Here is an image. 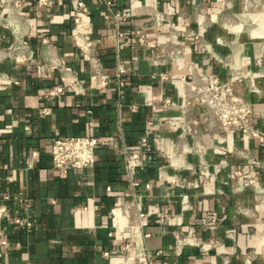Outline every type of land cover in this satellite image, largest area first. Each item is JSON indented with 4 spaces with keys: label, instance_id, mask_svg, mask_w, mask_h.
Masks as SVG:
<instances>
[{
    "label": "crops",
    "instance_id": "crops-1",
    "mask_svg": "<svg viewBox=\"0 0 264 264\" xmlns=\"http://www.w3.org/2000/svg\"><path fill=\"white\" fill-rule=\"evenodd\" d=\"M16 1L0 0V264H264L247 259L264 195L244 185L264 187V29L245 0H85L80 43L72 0ZM210 75L234 81L255 135L208 119ZM86 136L93 166L54 169L53 139Z\"/></svg>",
    "mask_w": 264,
    "mask_h": 264
},
{
    "label": "built area",
    "instance_id": "built-area-1",
    "mask_svg": "<svg viewBox=\"0 0 264 264\" xmlns=\"http://www.w3.org/2000/svg\"><path fill=\"white\" fill-rule=\"evenodd\" d=\"M10 2L11 0H3ZM17 1L14 0V4ZM50 0H37L39 7L48 6ZM75 28L73 35L80 41V32L87 28L88 16L86 13L85 0H72ZM107 5H111L107 1ZM80 43V42H79ZM125 70H119L118 86L119 95L124 94L125 82L122 75ZM198 95L201 103L208 109V119L216 120L222 125L243 133L254 134L253 126L249 123V115L252 112L251 104L239 91L236 90L234 81L221 83L214 75L202 79L198 86ZM171 105L170 100L165 101V107ZM102 139L95 136L86 137H57L53 139L51 157L53 167L56 170L69 172L73 169L91 168L94 164V152L102 144ZM147 158V151L140 147L139 151L131 155H126V171L131 182L132 189L138 184L134 181L137 170L144 167ZM142 216V215H141ZM165 217L164 221H167ZM222 222L215 213L208 214L207 223L211 227H216ZM3 235V234H2ZM1 244H6L1 241ZM138 264H153L151 257L143 253L138 255Z\"/></svg>",
    "mask_w": 264,
    "mask_h": 264
},
{
    "label": "rangeland",
    "instance_id": "rangeland-1",
    "mask_svg": "<svg viewBox=\"0 0 264 264\" xmlns=\"http://www.w3.org/2000/svg\"><path fill=\"white\" fill-rule=\"evenodd\" d=\"M250 0L244 1V12L246 14V18L248 19L247 23H251L254 28L260 27L261 29H264V0L259 1L260 8L258 9L256 6V2H254V5H251ZM261 41H264V37L259 39ZM263 67V64H262ZM261 67V68H262ZM244 185L246 187H253L259 191V195H264V187L260 184V182L255 178H245L244 179ZM258 238L261 240H264V224H262L259 229H256L254 233ZM249 257L247 259L251 260V258L261 257L264 259V250L263 251H256L255 249L252 251H249ZM252 254V256H251ZM248 260V261H249Z\"/></svg>",
    "mask_w": 264,
    "mask_h": 264
}]
</instances>
